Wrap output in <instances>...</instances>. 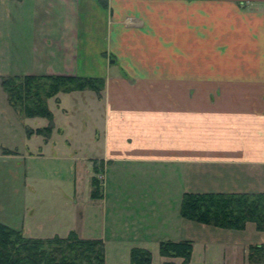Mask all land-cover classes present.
<instances>
[{
    "label": "crops",
    "instance_id": "obj_1",
    "mask_svg": "<svg viewBox=\"0 0 264 264\" xmlns=\"http://www.w3.org/2000/svg\"><path fill=\"white\" fill-rule=\"evenodd\" d=\"M26 74L106 79L101 98L91 90L56 97L64 115L77 119L71 112L87 107L77 98L90 95L93 134L83 126L72 137L53 119L48 138L27 135L41 137L31 158L76 161L66 177L58 174L60 185L73 183L71 196L48 203L30 192L16 204L24 213L18 228L27 236L75 231L98 238L83 229L91 219L85 215L87 153L106 174L98 198L96 176L90 177L87 200L96 207L123 191L122 201L134 211L124 216L141 225L138 236L127 231L134 238L130 249L147 248L153 237L190 238L184 229L189 234L198 224L180 215L186 191H264L263 175L258 187L237 182L264 172V0H0L1 80ZM63 94H72L74 107L60 105ZM58 141L82 157L48 153ZM118 172L128 178L116 185ZM222 176L227 183L215 181ZM107 235L99 238L105 242Z\"/></svg>",
    "mask_w": 264,
    "mask_h": 264
},
{
    "label": "rangeland",
    "instance_id": "obj_2",
    "mask_svg": "<svg viewBox=\"0 0 264 264\" xmlns=\"http://www.w3.org/2000/svg\"><path fill=\"white\" fill-rule=\"evenodd\" d=\"M73 99L74 98L72 97V94H63L60 98V105L62 107H66L67 109L72 108L76 104L73 102ZM82 99L86 100L83 102L85 105H87L86 111L78 110V112H71L72 115L77 116V119H73V116H71V118L64 115L63 110L59 109L58 107V98L52 97L48 101L49 108L55 116V124L59 127L65 128L64 130L69 129V132L72 131V137H74V132L83 130V126L84 132L88 133L89 135L93 134L94 131V128L88 124V117H90L92 113V110L88 106L89 104H93L91 103L92 101L89 100L91 99L90 95L77 98V103H79L80 106L82 104L81 101H83ZM70 110L74 111V109ZM47 124V118L27 117L21 111L13 108L10 105L7 94L2 88L0 76V221L10 225L11 227H19V223H21L24 213L20 214V208L17 207L16 204L26 195L30 196V192H32L35 197L38 196L41 201L43 199L45 202L50 201L48 203H53L54 201H58L60 199L62 200L63 197L68 195L71 196L70 190L73 189V183H70L68 180H63V184L60 185L59 183L61 182L58 174L66 177L65 173L68 171L70 166L73 168L76 161L73 159H70L69 161L67 159L61 158L35 159L31 158L30 155V152H37V148L41 144V137L33 136L32 138H29L30 135H28L29 137L27 136V129L43 127ZM57 144L59 146L61 142L58 141ZM58 146L57 148H53L52 152H50L51 150L48 149V153H63L64 156L70 154L69 157H73L75 159L82 157L75 156L71 151L72 149H67L68 151H65L66 145L64 143L63 147L60 145V148H63V150H61ZM91 157L96 158L97 156L87 153L84 155L83 159V166H85L84 169L86 172L87 181V184L85 185V195L87 197H89L91 194L90 189L88 193V186L90 188V177L95 175L101 184L100 180L104 181V177L106 176L103 170L104 168H102L103 163L100 165L97 163L99 160H94ZM31 165L34 169H32V167L30 168ZM94 165H96L98 168L97 173H94ZM33 172L40 173L34 174ZM50 172L54 174L52 175V178L49 177ZM42 173H48L47 180H45V178H43L42 181L40 180L41 176L43 177ZM219 173H221V171ZM259 173L260 174L258 175L255 173H253L255 175H245L237 182L239 185L242 183L244 185H250L251 188V186L257 184L258 180L260 182L263 181L264 172ZM198 174L201 178H205V176H207L203 173V171L197 172V175ZM127 178L125 177V173L118 172V176H116L115 179V184L117 185ZM111 180V177L109 182L107 179V187H109L110 190L112 188ZM215 181L218 183L225 182L224 176H222L221 179H217ZM102 186H104V182ZM256 187L258 186L256 185ZM263 187L264 185L259 186V189ZM124 189L125 187L123 186L122 190ZM215 189L218 188H208V191H215ZM122 192L123 191H119V194L116 193V198H114V200L108 201L106 204L102 201H98V203H95L96 207L91 205L93 200H87V197L85 199V203H89L85 209V215L91 219L87 221L89 226H85L83 229L85 230V233H88V235L91 234V232H94L98 238L100 235H102V231L108 234V238H106L107 241H105L106 264H130V247L134 242V238L127 231L132 229L137 234L135 236H138L140 233L139 226L141 225L138 224L134 216L130 219L124 216L125 214H132L134 211L130 210L128 206H125L128 203L122 201L120 194ZM222 192L228 191L222 190ZM247 192L254 191L251 189ZM96 210H98L100 214L99 217L96 216ZM106 212L108 215L105 214ZM92 218H94L95 223L97 222L99 224L97 225L98 227L92 225L94 223H92ZM141 221H144V219ZM47 229L53 230V228L50 227ZM136 229L138 232H136ZM39 230H42V228ZM184 231L186 235L185 237H190L194 241L193 256L189 264H264V261L261 260V254L257 251H254L255 256L253 258L255 259H251L250 245L257 244L261 239V232H258L254 225H249V228L246 231H238L222 230L213 226L208 227L198 224L194 232L192 228L187 232L189 234H186V228ZM138 238H141V236ZM161 238V236L153 237L147 245V248L152 252L153 264H164L166 261L182 264V260L180 258H164L160 255L159 240Z\"/></svg>",
    "mask_w": 264,
    "mask_h": 264
},
{
    "label": "trees",
    "instance_id": "obj_3",
    "mask_svg": "<svg viewBox=\"0 0 264 264\" xmlns=\"http://www.w3.org/2000/svg\"><path fill=\"white\" fill-rule=\"evenodd\" d=\"M8 101L27 117L49 119L48 126L28 128L27 135L39 134L48 138L54 128V114L48 99L60 93L92 90L98 97L106 85L105 77L79 75H8L1 80ZM98 171V168H95ZM94 197H101L100 182L93 179ZM180 215L187 222L213 226L222 230L246 231L254 225L264 232V191L222 192L186 191L182 196ZM160 255L164 258H180L182 264L191 262L194 241L163 240ZM251 259L255 252L264 261V244H251ZM255 261V260H254ZM0 264H106V245L101 238H82L72 231L67 236L48 238L30 237L21 229L0 221ZM130 264H153L148 248L134 246L130 250ZM164 264H178L166 261Z\"/></svg>",
    "mask_w": 264,
    "mask_h": 264
}]
</instances>
